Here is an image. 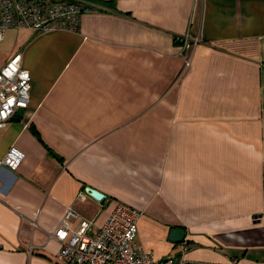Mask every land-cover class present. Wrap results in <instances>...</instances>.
<instances>
[{
  "label": "crops",
  "instance_id": "crops-1",
  "mask_svg": "<svg viewBox=\"0 0 264 264\" xmlns=\"http://www.w3.org/2000/svg\"><path fill=\"white\" fill-rule=\"evenodd\" d=\"M56 1L89 8L75 30L6 33L32 82L0 130L25 156L0 170V264H59L68 209L95 234L119 204L155 260L264 264V0Z\"/></svg>",
  "mask_w": 264,
  "mask_h": 264
},
{
  "label": "built area",
  "instance_id": "built-area-1",
  "mask_svg": "<svg viewBox=\"0 0 264 264\" xmlns=\"http://www.w3.org/2000/svg\"><path fill=\"white\" fill-rule=\"evenodd\" d=\"M87 10L89 8L56 0H0V43L11 29L31 30L40 35L61 29L75 30L80 15ZM179 41L185 68H189L193 50L201 39L187 34ZM31 82L30 72L23 67V55L16 52L0 70V130L6 128L19 111L29 109ZM24 158L20 150L12 147L0 159V170L16 171ZM76 216L69 208L51 236L61 244L57 256L59 264H176L171 257L155 260L141 249L138 223L142 212L139 210L119 204L95 234H92L90 221H83L78 231H72L69 220Z\"/></svg>",
  "mask_w": 264,
  "mask_h": 264
},
{
  "label": "rangeland",
  "instance_id": "rangeland-1",
  "mask_svg": "<svg viewBox=\"0 0 264 264\" xmlns=\"http://www.w3.org/2000/svg\"><path fill=\"white\" fill-rule=\"evenodd\" d=\"M15 33H11V35L5 36V41L0 44V70L4 67L6 62H8V56L10 47L12 46L13 42L15 41Z\"/></svg>",
  "mask_w": 264,
  "mask_h": 264
},
{
  "label": "water",
  "instance_id": "water-1",
  "mask_svg": "<svg viewBox=\"0 0 264 264\" xmlns=\"http://www.w3.org/2000/svg\"><path fill=\"white\" fill-rule=\"evenodd\" d=\"M87 192L97 201H102L104 199V195L92 188H88ZM185 236V231L182 229H174L171 232V240L175 243L182 242Z\"/></svg>",
  "mask_w": 264,
  "mask_h": 264
}]
</instances>
